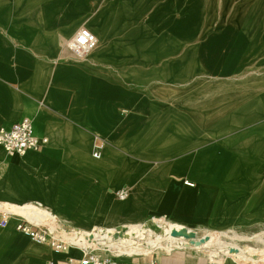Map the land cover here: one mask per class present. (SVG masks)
<instances>
[{
	"label": "crops",
	"instance_id": "crops-1",
	"mask_svg": "<svg viewBox=\"0 0 264 264\" xmlns=\"http://www.w3.org/2000/svg\"><path fill=\"white\" fill-rule=\"evenodd\" d=\"M171 4L160 9L164 21L189 15L179 0ZM91 16L82 0H0V129L29 117L45 140L24 154L0 146V221L9 214L0 225V264L84 257L82 246L36 243L18 231L23 221L65 240L100 231L124 237L132 226L162 234L160 220L222 237L264 227V28H252L260 44L234 64L226 49L198 55L212 45L209 34L178 40L193 29L178 22L168 31L172 42L128 43L120 60L82 58L67 42L92 29ZM163 250L118 260L264 264Z\"/></svg>",
	"mask_w": 264,
	"mask_h": 264
},
{
	"label": "bare ground",
	"instance_id": "bare-ground-1",
	"mask_svg": "<svg viewBox=\"0 0 264 264\" xmlns=\"http://www.w3.org/2000/svg\"><path fill=\"white\" fill-rule=\"evenodd\" d=\"M82 2L85 11L92 14L90 30L97 38V47L88 56L96 53L95 56L102 59L112 56L119 57V60L126 58L129 51L127 44L146 38H162L165 42H172L174 36L168 31L176 33L175 24L178 22L193 28L188 31L189 37L187 33L185 35L179 31L178 40L201 39L209 34L213 41L212 45L204 48L198 55L204 57L208 54L214 58L226 49L229 64H234L245 51L251 52L250 46L255 42L260 44L261 36L252 32V28L255 25L259 26L258 31L264 28V0H179L178 5L185 6L189 10V15L183 13L169 22L164 21L162 14L159 13L160 9L172 6L171 0H82ZM155 18L161 21V25L154 23ZM168 24H171L170 29H167ZM201 25L208 27L209 30L199 31ZM239 31L242 34H239ZM167 49L171 53L174 52L173 48ZM167 49L161 48L163 53ZM158 223L163 229L162 234L143 226H132L124 237H115L116 239L113 238L116 234L111 231L73 233L65 237L69 243L83 248L108 246L113 253L128 261L133 256L148 254L155 249L170 252L175 248H187L198 254H205L214 263H222L229 257L254 263L264 261L260 260V257L264 256V249L249 247L241 249L236 245L233 247L224 245L220 233H207L201 240L191 242L189 238L196 234L193 230L164 220ZM146 238V243H143Z\"/></svg>",
	"mask_w": 264,
	"mask_h": 264
},
{
	"label": "built area",
	"instance_id": "built-area-1",
	"mask_svg": "<svg viewBox=\"0 0 264 264\" xmlns=\"http://www.w3.org/2000/svg\"><path fill=\"white\" fill-rule=\"evenodd\" d=\"M69 45L77 56L84 58L97 47V38L89 29L82 28L70 40ZM44 141L40 140L36 135L34 122L29 117H25L21 122L9 128L0 129V146L7 154H24L29 150H37L41 148V143ZM119 196L125 198L126 194L121 192ZM8 216L9 214L6 212L1 215L0 225L6 224ZM18 231L36 243L47 245L55 251L65 250L70 245L67 240L55 235L51 229L36 228L29 222H20ZM84 250V257L79 264H129L124 261L99 256L91 247H87Z\"/></svg>",
	"mask_w": 264,
	"mask_h": 264
},
{
	"label": "rangeland",
	"instance_id": "rangeland-1",
	"mask_svg": "<svg viewBox=\"0 0 264 264\" xmlns=\"http://www.w3.org/2000/svg\"><path fill=\"white\" fill-rule=\"evenodd\" d=\"M207 233L203 232V233H196L194 235V238H189L191 240V242H193L194 240H201V238H203ZM193 236V235H191ZM147 238L143 241V243H146ZM222 243L224 245H232L233 246H238L241 249H247L249 248H253V249H257V250H261L264 249V227H258V228H253V229H248V230H244L242 232H232L229 234H226L225 236L221 237ZM91 248H93L94 250H96V253L98 254H108L109 256H103V257H108L114 260H118V258H120L117 254H113V253H108L106 250H110L108 247H106L105 245H101L100 247H93L91 246ZM106 251V252H105ZM111 252V251H110ZM161 252H166V251H161ZM114 256L113 258L110 256ZM260 257V256H258ZM264 259V256L260 257V260ZM216 262H219V260H215Z\"/></svg>",
	"mask_w": 264,
	"mask_h": 264
}]
</instances>
